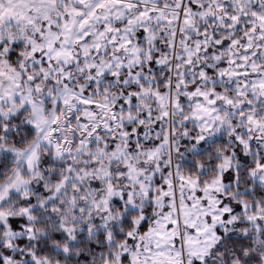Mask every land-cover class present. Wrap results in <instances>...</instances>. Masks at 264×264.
I'll use <instances>...</instances> for the list:
<instances>
[{"label":"snow or ice","instance_id":"obj_1","mask_svg":"<svg viewBox=\"0 0 264 264\" xmlns=\"http://www.w3.org/2000/svg\"><path fill=\"white\" fill-rule=\"evenodd\" d=\"M0 264H264V0H0Z\"/></svg>","mask_w":264,"mask_h":264}]
</instances>
